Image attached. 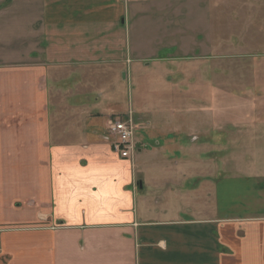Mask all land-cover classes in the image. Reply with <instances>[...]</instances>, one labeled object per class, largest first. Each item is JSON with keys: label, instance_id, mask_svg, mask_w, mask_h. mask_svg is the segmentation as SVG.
Wrapping results in <instances>:
<instances>
[{"label": "crops", "instance_id": "obj_1", "mask_svg": "<svg viewBox=\"0 0 264 264\" xmlns=\"http://www.w3.org/2000/svg\"><path fill=\"white\" fill-rule=\"evenodd\" d=\"M143 8L0 0V264H264L263 154L216 184L209 125L154 120L175 112L181 94L168 81L182 73L164 72L172 69L166 46L161 54L132 41V29L147 28ZM146 61L164 66L158 110L127 96L134 63ZM190 69L188 78L209 80L207 67ZM201 86L195 96L209 95ZM130 111L139 144L123 158L106 140L107 122ZM247 123L223 138L264 143L263 127Z\"/></svg>", "mask_w": 264, "mask_h": 264}, {"label": "rangeland", "instance_id": "obj_2", "mask_svg": "<svg viewBox=\"0 0 264 264\" xmlns=\"http://www.w3.org/2000/svg\"><path fill=\"white\" fill-rule=\"evenodd\" d=\"M135 2L143 5L148 15L145 19L147 28L143 32H140L138 26L132 29V41L140 39L150 43L151 49L160 51L161 54L165 48L163 46H166L167 57L172 58L168 63L173 70L164 72L171 73L176 78L179 72L182 73L181 79L168 81L175 83L174 87L181 94L175 97L172 106L175 112L158 111L154 120H166L176 127L180 126L179 123L189 125L192 121L203 122L199 131L205 130L209 125L207 129L213 131L215 137L213 156L216 184L220 179L230 180L254 168V159L262 154L264 157V143L255 145L236 143L233 140L228 142V138L224 139L223 136L228 130L235 131L233 125L237 123L258 122L264 129V0ZM161 5L168 12L177 9L182 15L162 17L158 9ZM161 18L165 20L164 23L158 21ZM174 27L182 29V32L179 33ZM172 29L176 33L168 32ZM150 52L153 51H148ZM147 62L134 63V78L127 83V96L138 109L158 110L156 107L159 106L160 96L157 75L162 73L164 66L152 63L147 67ZM192 62L207 67L209 80L188 78ZM180 67L181 70L178 69ZM205 83L209 95L195 96L191 88L195 89L202 84L201 89ZM135 116L137 118L136 114ZM173 131L178 132L177 137L181 139L182 143L178 144L190 146V138L187 137L189 134L185 132L187 130L177 128ZM138 133L143 135L146 130ZM172 134H169L171 138L174 137ZM262 165L264 167V159ZM260 179L264 182V176ZM262 186L264 187V183Z\"/></svg>", "mask_w": 264, "mask_h": 264}, {"label": "built area", "instance_id": "obj_3", "mask_svg": "<svg viewBox=\"0 0 264 264\" xmlns=\"http://www.w3.org/2000/svg\"><path fill=\"white\" fill-rule=\"evenodd\" d=\"M106 140L114 152L123 158H131L137 151L136 121L134 112L130 111L124 117H111L107 122Z\"/></svg>", "mask_w": 264, "mask_h": 264}]
</instances>
